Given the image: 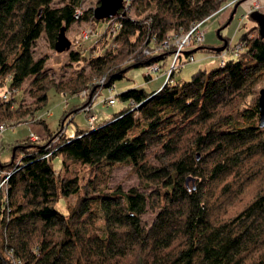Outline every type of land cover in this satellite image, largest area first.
Wrapping results in <instances>:
<instances>
[{
	"label": "trees",
	"instance_id": "obj_1",
	"mask_svg": "<svg viewBox=\"0 0 264 264\" xmlns=\"http://www.w3.org/2000/svg\"><path fill=\"white\" fill-rule=\"evenodd\" d=\"M81 1L0 0V125L29 112L47 130L36 115L51 87L65 94L87 87L65 115L87 111L100 86L173 53L172 37L225 0H130L100 19L92 9L77 15ZM79 20L94 23L93 32L100 20L106 27L86 47L78 40L68 57L84 64L67 78L63 66L55 78L46 56L35 54L36 41L45 34L54 46L60 28ZM252 30L241 33L239 55L217 68L189 79L172 71L157 89L115 92L127 103L75 134L62 122L45 138L13 142L11 159H0V264H264V127L258 100L250 99L264 83V37L258 25ZM165 41L154 51L152 43ZM199 49L223 52L202 42L183 50L178 67ZM25 82L34 105L22 104ZM115 164L131 165L152 186L105 190ZM62 196L67 212L55 205ZM148 210L154 217L144 224Z\"/></svg>",
	"mask_w": 264,
	"mask_h": 264
},
{
	"label": "rangeland",
	"instance_id": "obj_2",
	"mask_svg": "<svg viewBox=\"0 0 264 264\" xmlns=\"http://www.w3.org/2000/svg\"><path fill=\"white\" fill-rule=\"evenodd\" d=\"M62 1L63 0H55L54 3L59 4ZM98 5V0H82L80 9L81 12L82 9H92L93 11L94 8ZM254 9L264 12V0H225L218 11L206 17L202 22V32L205 33L204 43L214 47L222 44V42L224 41V37H228V41L230 42L229 47H233L236 42L239 41L240 35L243 31L253 27L251 35H254L255 26L257 25V23L249 15V13ZM130 12L132 16H136L134 8L131 9ZM93 25L95 24L85 20H79L70 25L68 30H66V35L72 41L70 47L71 49L78 47V40L81 42L80 47H86L91 44L98 38L99 32H102V30L106 27V22L102 20L98 21L97 28L99 32H93ZM86 35H88L90 38H84L86 37ZM197 45L198 44L187 46L184 50ZM152 46L155 47V51L156 49H165V47L168 45L160 47V43L154 42L152 43ZM241 47L243 48V46H240V48ZM85 49V52L88 53L87 48ZM68 50L61 52L57 51L51 44L50 40L47 39L45 34L39 37L35 44V54L46 56V65L52 67V69L54 70L55 78H59L61 76V68L63 66H65L62 68L63 73H65L64 78H67L71 76V74L76 71V69H78L79 65L84 64V61H72L70 63ZM148 52L149 51H147L146 49V53ZM234 53L235 52H233L232 49L231 52L227 53L226 57H229L230 55L236 56ZM193 54L194 59L186 60L183 63V67L181 68V70L175 73V77H173L174 79H189L191 75L199 69V66L201 64L202 66L200 68L206 69L207 71H210L213 68H217L220 65L222 57V54L220 53H212L203 49H199L193 51ZM129 58L130 56H126L123 60H120V63H125L126 61L130 60ZM173 62H176L177 64L180 63L177 61L174 53H169L166 54L163 59L150 65L142 64L139 66H130L128 69H126L123 77L115 80L114 84L112 85V89L111 87L106 86L99 87V89L95 92L93 101L95 108L93 111L97 110L98 112L100 110V112H102L105 108L112 106L117 109L121 108L124 105V101L121 100L118 96H116V102L113 104L106 103L105 101L107 100V98H113L115 92L118 94L122 90H126L127 88L131 87H141L147 90L157 89L158 86H161L166 80L170 78L172 71L171 65ZM151 65L158 66V69L151 73V77L147 78V72ZM87 70L88 69H86V71ZM93 77L94 75H91L90 79L95 80L96 78ZM96 80H98L99 82H103L102 78L100 77H98ZM23 86L25 87V91L23 92L24 100L22 101V104L34 105L33 97L27 89L30 88L27 87L28 83L25 82ZM2 87L3 86H1L0 89L1 91H3L4 89ZM263 87V82L256 86L255 90L251 94V102L259 99L260 90ZM87 90L88 88L86 87L82 89L80 93L76 94H65L56 87H51L48 90L47 102L42 108L38 109L36 116L44 118L49 130H46L42 122L35 120L33 121V119H35V115H32L29 112L25 113L22 117H19L17 119L10 118L5 120V122L8 123V126L0 134V159L2 161L10 160L13 155V149L12 147H10V145L16 140H21L27 137L32 130H34L37 134L44 136L48 135V132L53 133L56 130L60 129L62 127V122L66 134H71V132L75 134L79 126L89 127L90 122H88L87 119L88 115H91L92 112H89L88 114V111L79 110L77 112L65 115L70 112V109L72 110L75 105H78L82 101L83 97L81 96L87 94ZM19 121L20 123H17L14 126L12 125V123H16ZM22 154V151L18 149L16 151V160H20ZM152 159H155L154 156H152ZM52 163L55 168H59L62 165L61 156H54L52 158ZM1 183L2 178L0 177V184ZM147 186L148 185H145L144 182L141 181L138 173L131 165L115 164L109 172V178L105 190L110 192L117 188L128 190L130 189V187H139L140 189H143ZM66 202L67 199L62 196L55 202V205L63 212H67ZM153 217L154 213L148 210L147 212L142 214V221L144 224H148L151 222Z\"/></svg>",
	"mask_w": 264,
	"mask_h": 264
},
{
	"label": "built area",
	"instance_id": "obj_3",
	"mask_svg": "<svg viewBox=\"0 0 264 264\" xmlns=\"http://www.w3.org/2000/svg\"><path fill=\"white\" fill-rule=\"evenodd\" d=\"M123 3L125 5H128L130 3V0H123ZM80 12H81V10H78V14L77 15H79ZM202 22H203V20L197 21V22H195L194 24L191 25V27L189 28L188 31H186L184 33L182 32L180 34H176V35H174V37H172L171 41H172V45L174 47L173 53H174V56L177 58V61H178L179 57L181 55H183V50L187 46H191L193 44H199V43H202L204 41L205 33L202 32V30H203L202 29ZM84 38H90V37L88 35H86V37H84ZM166 43H168V44H166ZM166 45L169 46V41H165V42L161 43L160 47H164ZM229 46L227 48H225L223 50V52L221 53L222 54L221 55L222 56L221 64L225 61L227 53L231 52L232 49H233V52H235L234 54L236 56L239 55L240 51L242 50V47L240 48V46H243V44L241 42H237L233 47H229ZM146 49L149 52L151 51L149 48H146ZM146 49H145V51H146ZM192 59H194V57H193L192 54H190L188 56L187 60H192ZM177 68H178V64L176 62H173L172 65H171L172 71L176 70ZM157 69H158V66L151 65V67L148 69L147 74L151 75V73L153 71H156ZM103 80H104V78L102 77V81ZM111 89H112V87H111ZM105 101H106V103L113 104V103L116 102V99H115V96H114L113 98H107V100H105ZM85 108H86V110L89 113L91 106H86ZM88 118H89V121H93L94 120V115H92V114L88 115ZM7 126H8V123L1 124L0 125V133ZM30 138L33 139V140H39L40 136L38 134H36V133H31L30 134ZM12 264H23V263H22V261L20 259L15 258V259H13Z\"/></svg>",
	"mask_w": 264,
	"mask_h": 264
},
{
	"label": "water",
	"instance_id": "obj_4",
	"mask_svg": "<svg viewBox=\"0 0 264 264\" xmlns=\"http://www.w3.org/2000/svg\"><path fill=\"white\" fill-rule=\"evenodd\" d=\"M123 0H100L99 5L94 8L93 14L97 19L112 17L114 16L118 9L122 6ZM250 17L257 21L259 26V33L261 37H264V12L260 10H252L249 13ZM232 17V16H231ZM220 46H214L215 51H222L226 47V40ZM72 41L66 35V26H62L57 36V40L54 47L57 51H65L70 49ZM259 103V125L264 127V87L260 90V96L258 99ZM190 178L188 177L186 181L188 182Z\"/></svg>",
	"mask_w": 264,
	"mask_h": 264
},
{
	"label": "crops",
	"instance_id": "obj_5",
	"mask_svg": "<svg viewBox=\"0 0 264 264\" xmlns=\"http://www.w3.org/2000/svg\"><path fill=\"white\" fill-rule=\"evenodd\" d=\"M205 41V40H204ZM203 41V42H204ZM194 47V46H193ZM193 47H191V48H193ZM219 58V57H218ZM181 59H185V53H183V55H182V58ZM205 65V64H204ZM202 66V64L199 66V68ZM183 67V65L182 66H179L175 71H174V75H175V73L177 72V71H180L181 70V68ZM150 77H151V75H150ZM173 77H175V76H173ZM147 78H149V77H147ZM159 87V86H158ZM147 90V89H146ZM152 90H154V89H152ZM147 91H151V90H147ZM127 102H124V105L126 104ZM94 108H95V105L92 103L91 104V108H90V112H92L91 114L92 115H94V124L96 123V122H98V121H100V120H103V119H105V118H107V117H109V116H111L114 112H116V111H118L119 109H117V108H115V107H108V108H105L102 112H100V110L97 112V110L96 111H93L94 110ZM33 121H34V119H33ZM87 121L88 122H90L89 121V118L87 119ZM91 126V124H89V127ZM78 128H88V127H78ZM5 130V129H4ZM3 130V131H4ZM2 131V132H3ZM31 133H36L34 130H32L31 132H30V134ZM1 134V133H0ZM29 134V135H30ZM37 134V133H36ZM71 134H73V132H71ZM39 135V134H38ZM39 136H41L42 138H45L46 137V135H39ZM10 147H11V145H10Z\"/></svg>",
	"mask_w": 264,
	"mask_h": 264
},
{
	"label": "bare ground",
	"instance_id": "obj_6",
	"mask_svg": "<svg viewBox=\"0 0 264 264\" xmlns=\"http://www.w3.org/2000/svg\"><path fill=\"white\" fill-rule=\"evenodd\" d=\"M256 23H257V21H256ZM205 39V38H204ZM227 58V57H226ZM221 59H222V57H221ZM220 63H221V61H220Z\"/></svg>",
	"mask_w": 264,
	"mask_h": 264
}]
</instances>
